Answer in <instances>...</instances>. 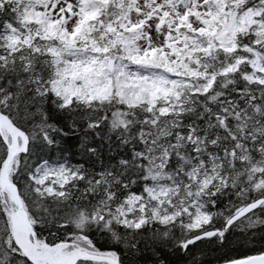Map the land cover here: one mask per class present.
<instances>
[{"label":"snow or ice","instance_id":"1","mask_svg":"<svg viewBox=\"0 0 264 264\" xmlns=\"http://www.w3.org/2000/svg\"><path fill=\"white\" fill-rule=\"evenodd\" d=\"M177 261L264 264V0H0V264Z\"/></svg>","mask_w":264,"mask_h":264},{"label":"trees","instance_id":"2","mask_svg":"<svg viewBox=\"0 0 264 264\" xmlns=\"http://www.w3.org/2000/svg\"><path fill=\"white\" fill-rule=\"evenodd\" d=\"M218 253H212L208 252L207 255L204 257L207 261L211 262L213 260V257L217 255ZM177 264H182V261H177Z\"/></svg>","mask_w":264,"mask_h":264}]
</instances>
